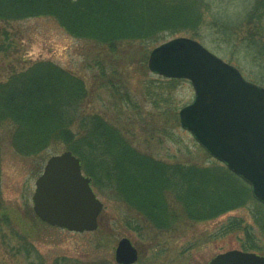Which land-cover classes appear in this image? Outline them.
<instances>
[{"label":"rangeland","instance_id":"rangeland-1","mask_svg":"<svg viewBox=\"0 0 264 264\" xmlns=\"http://www.w3.org/2000/svg\"><path fill=\"white\" fill-rule=\"evenodd\" d=\"M255 2L176 0L177 4L195 10L191 17L192 29L186 34L163 32L161 36L165 40L176 36L196 39L236 66L246 79L263 86L264 81L261 84L257 81L264 78V55L255 58L245 43L252 34L264 48V15L259 20H246ZM222 21L226 27L218 26ZM0 44L3 46L0 80H5L11 71L26 69L35 61H51L84 80L86 97L82 112L96 113L113 124L131 148L170 165L207 167L220 163L198 144L190 131L180 126L178 111L191 101L193 87L184 80L170 83L169 90H165L164 78L147 68V57L153 46L127 41L110 51L91 40L72 36L49 16L0 23ZM113 84L117 85V91L111 86ZM146 84L150 93L161 94L162 101L167 95V103L154 107L144 94ZM125 92L130 101L126 100ZM8 133V128L0 127V215L6 212L17 232L30 237L35 264H54L55 258L62 256L116 264L114 250L124 236L138 249V260L134 264H206L217 253L246 250L243 244L247 240L260 246L261 249L254 252L264 255V237L252 215L256 206L253 201L213 219L186 220L177 225L175 222L169 229L161 230L123 202L115 186H99L94 187V191L103 209L96 230L72 232L49 226L28 209L32 205L34 182L47 158L67 149L62 143H54L37 155L22 156L11 147ZM165 197L171 201L176 214V201L171 193L166 192ZM232 221L233 227H228ZM247 232L251 239L246 236ZM26 263L22 253L12 256L0 240V264Z\"/></svg>","mask_w":264,"mask_h":264},{"label":"trees","instance_id":"trees-1","mask_svg":"<svg viewBox=\"0 0 264 264\" xmlns=\"http://www.w3.org/2000/svg\"><path fill=\"white\" fill-rule=\"evenodd\" d=\"M194 13L195 10L177 4L176 0H0V23L35 16L53 17L72 36L91 40L110 51L127 41L155 46L165 40L163 32L186 34L192 29ZM263 15L264 0H256L246 20H259ZM218 26L226 27L224 21ZM254 39L251 34L245 43L257 58L264 55V48ZM163 78L166 91L170 83L184 81ZM263 81L264 78L257 82ZM111 86L118 90L117 85ZM144 89L154 107L167 103V95L162 101L160 93L149 92L148 84ZM124 96L129 99L126 92ZM85 97L81 77L51 61H35L0 80V127L8 128L11 147L22 156L37 155L54 143L64 144L65 149L80 158L82 170L93 187L115 186L117 196L157 229L167 230L175 222L177 225L186 220L213 219L253 201L254 223L264 237V204L253 197L242 178L220 163L207 167L170 165L131 148L113 124L96 113L82 112ZM166 192L176 201V214L165 197ZM133 224L137 226L136 221ZM232 225L233 221L228 227ZM14 229L8 214L2 213L1 244L12 256L22 253L26 264H35L33 242ZM246 236L251 239L248 232ZM243 248L261 249L248 240ZM54 264L110 262L62 256L55 258Z\"/></svg>","mask_w":264,"mask_h":264},{"label":"water","instance_id":"water-1","mask_svg":"<svg viewBox=\"0 0 264 264\" xmlns=\"http://www.w3.org/2000/svg\"><path fill=\"white\" fill-rule=\"evenodd\" d=\"M147 67L167 78L189 80L194 94L178 111L180 126L248 183L253 197L264 204V87L188 36L154 46ZM34 184L31 208L41 221L72 232L97 229L103 203L82 172L79 157L70 150L49 156ZM137 258L131 240L121 237L115 262L133 264ZM206 264H264V255L230 249Z\"/></svg>","mask_w":264,"mask_h":264}]
</instances>
